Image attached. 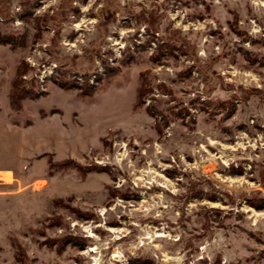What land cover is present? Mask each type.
I'll list each match as a JSON object with an SVG mask.
<instances>
[{
	"label": "rangeland",
	"instance_id": "1",
	"mask_svg": "<svg viewBox=\"0 0 264 264\" xmlns=\"http://www.w3.org/2000/svg\"><path fill=\"white\" fill-rule=\"evenodd\" d=\"M131 263L264 264V0H0V264Z\"/></svg>",
	"mask_w": 264,
	"mask_h": 264
},
{
	"label": "trees",
	"instance_id": "2",
	"mask_svg": "<svg viewBox=\"0 0 264 264\" xmlns=\"http://www.w3.org/2000/svg\"><path fill=\"white\" fill-rule=\"evenodd\" d=\"M149 21H150V19H149ZM12 44H13V41L11 43V46H12ZM100 62H101L102 67L104 68L103 76H105V77L116 76L120 72V70L127 65L126 59H119L117 61L119 63V67H112V65H109L107 60H102ZM25 70H26V65L24 64V62H20L17 66L16 75L11 82V91L9 93V100H10L11 108L15 111H18L22 108L21 101L24 98L29 96L28 92L21 87V82H22L21 78H22ZM143 74L144 73L139 74L140 82L136 88L135 99H134V102L132 103V111H136L137 108L139 107V105H141L143 103V100L141 98L143 96V93L146 92L145 85L147 84V81H146ZM95 78L98 81V80H101L102 76L97 75ZM58 84L65 91H67L71 88H77V90H78L77 95L80 97L91 96V95H93V92H94V86L93 85L88 84L87 82H85L83 84H79V83L74 82V81H71V82L65 81L64 76L60 77V80H58ZM32 97H35V96H32ZM145 112L150 116L153 115V113H154L149 107H147L145 109ZM155 124H157V121H155ZM47 162H48V168H50L51 166L59 167V168H65V167H68V166L73 165V164L75 165V163L72 159L62 160L59 162H54V161L49 160ZM250 201H252V200L251 199L247 200V202H250ZM260 207L257 206V208H260Z\"/></svg>",
	"mask_w": 264,
	"mask_h": 264
},
{
	"label": "built area",
	"instance_id": "3",
	"mask_svg": "<svg viewBox=\"0 0 264 264\" xmlns=\"http://www.w3.org/2000/svg\"><path fill=\"white\" fill-rule=\"evenodd\" d=\"M117 56H119V53H118ZM28 62L31 65H34L33 62H30L29 60H28ZM55 68H56V65L54 63H51L49 65L42 64L40 66L39 74L37 75V78H38L39 82H43L45 79L50 77L53 74ZM73 78H75L78 81H82V77L80 75L79 76L74 75ZM93 78H95V77L92 76V78L90 79L91 82H92Z\"/></svg>",
	"mask_w": 264,
	"mask_h": 264
}]
</instances>
